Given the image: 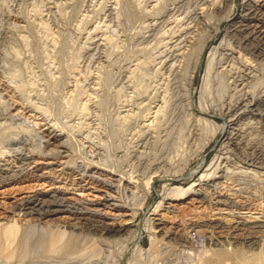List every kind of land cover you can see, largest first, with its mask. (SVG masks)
<instances>
[{"label": "rangeland", "instance_id": "rangeland-1", "mask_svg": "<svg viewBox=\"0 0 264 264\" xmlns=\"http://www.w3.org/2000/svg\"><path fill=\"white\" fill-rule=\"evenodd\" d=\"M154 43L157 47L153 46ZM197 54H200L199 61ZM208 59L212 63L209 75L207 73L204 78ZM192 72L193 79L190 81ZM106 77L111 79L108 83ZM202 84L204 89L200 93L198 88ZM47 87L52 89L48 91ZM33 89H36L35 92ZM0 94V129L3 130H0V163H13L16 148H34L37 141L34 137L44 135L46 139V133H57V139H51L48 147L43 146L45 151L53 148L54 152H68L77 160L82 158L83 161L92 162V166H96L93 167L95 174L109 184H114L113 188H94L89 184L82 187L61 186L67 195L82 197L86 199L85 202H91L92 207L95 206L91 214L86 213V216L84 213L77 230L81 232L80 237L85 239L86 247L89 246L88 252L90 246H94L91 252H86L87 255L82 254L85 249H82L81 255L78 254L80 256L72 254L69 258L56 255L40 257L33 252L34 255L29 253L27 258L20 254L17 255L21 258L1 254L0 264H199L200 261L202 264H215L213 256L220 250L230 255L224 259L223 264H233L232 256L237 252L259 250L261 255L264 253V160H260L264 158L255 156L264 155V0H0ZM157 107L159 113L153 111ZM149 113L153 114V119ZM148 120L153 122L150 123L152 125L146 124ZM209 121L214 122L213 125ZM224 124L228 125L226 129L223 128ZM29 130L34 132L30 131V134ZM61 140L66 142L64 146ZM212 168V176L201 181V174L213 171ZM148 179L150 184L146 186ZM192 182L196 183L193 193H187L182 199L175 200L171 193H167L171 186L187 187ZM38 183L32 177H23L16 182H0V219L6 213L11 214L10 206L17 198L36 191L48 192L53 188V185ZM104 193L117 194V205L110 202L115 199L106 201ZM121 193H124L123 196ZM160 200L164 202L163 208L168 206L167 210L176 209L172 213L179 214L171 219L160 214L164 209L149 214ZM148 216L153 217L150 223L145 222ZM16 217L25 221L22 215ZM122 218L131 219L132 222L124 224L123 232L127 230L121 237L105 232V227L114 222L119 223ZM192 218L197 220L195 224ZM163 219L166 220V227L156 223ZM185 222L186 230L183 228ZM136 226H139L142 235L138 243L133 231ZM192 231L202 234L204 240L201 244H191ZM87 234L92 239H88ZM155 234L159 242L155 240L151 245L150 237ZM127 235L128 239H124ZM86 240H89L88 243ZM135 244H139L141 249H137ZM204 247L210 248L208 252L205 251L206 254L202 251ZM95 248L97 250L93 251Z\"/></svg>", "mask_w": 264, "mask_h": 264}, {"label": "bare ground", "instance_id": "bare-ground-1", "mask_svg": "<svg viewBox=\"0 0 264 264\" xmlns=\"http://www.w3.org/2000/svg\"><path fill=\"white\" fill-rule=\"evenodd\" d=\"M118 1V0H117ZM124 1V0H123ZM213 1V0H212ZM223 1V0H222ZM259 1V0H258ZM217 2V1H216ZM121 3H123V2H121ZM126 3V2H125ZM219 3H221V2H219ZM117 4V3H116ZM119 4V3H118ZM126 5V4H125ZM212 6V5H211ZM140 7H142V6H140ZM144 7V6H143ZM151 7V6H150ZM218 7H219V4H218ZM148 8V7H147ZM213 8V7H212ZM142 9H144V8H142ZM211 9V8H210ZM250 9V8H249ZM118 10V9H117ZM144 10H146V9H144ZM148 10V9H147ZM216 10V9H215ZM150 11V10H149ZM206 11V10H205ZM144 12H146V11H144ZM200 12V11H199ZM204 12V11H203ZM207 12V11H206ZM205 12V13H206ZM213 12V11H212ZM215 12H217V11H215ZM147 13V12H146ZM86 14V13H85ZM196 14V13H195ZM202 14V13H201ZM211 14V13H210ZM205 15V14H204ZM247 15V14H246ZM207 16V15H206ZM119 17V16H118ZM86 18V17H85ZM178 18V17H177ZM208 18V17H207ZM207 18L205 19V20H207ZM83 19V18H82ZM114 20V19H113ZM156 20V19H155ZM154 20V21H155ZM173 20V19H172ZM209 20V19H208ZM118 22H119V20H117ZM176 21V20H175ZM117 22V23H118ZM196 22V21H195ZM209 22V21H208ZM37 23H38V21H37ZM40 24H41V22H39ZM82 23V22H81ZM149 23V22H148ZM156 23V22H155ZM175 23V22H174ZM39 24V25H40ZM104 24V23H103ZM142 24V23H141ZM196 24V23H195ZM252 24V23H251ZM250 24V25H251ZM45 25V24H44ZM47 25V24H46ZM105 25H107V24H105ZM119 25V24H118ZM156 25V24H155ZM253 25V24H252ZM99 26V25H98ZM142 26V25H141ZM39 27V26H38ZM42 27V26H41ZM94 27V26H93ZM106 27V26H105ZM109 27V26H108ZM112 27V26H111ZM146 27V26H145ZM149 27V26H148ZM217 27V26H216ZM22 28H23V26H22ZM44 28V27H43ZM96 28H98V27H96ZM118 28V27H117ZM169 28V27H168ZM173 28V27H172ZM218 28V27H217ZM255 28V27H254ZM41 29V28H40ZM171 29V28H170ZM21 30V29H20ZM106 30V29H105ZM110 30V29H109ZM108 30V31H109ZM227 30V29H226ZM98 31H100V30H98ZM107 31V32H108ZM111 31V30H110ZM190 31V30H189ZM256 31V30H255ZM89 32V31H88ZM96 32V31H95ZM144 32V31H143ZM172 32H173V30H172ZM188 32V31H187ZM250 32H252V31H250ZM51 33V32H50ZM91 33V32H90ZM112 33V32H111ZM164 33V32H163ZM248 33H249V31H248ZM108 34V33H107ZM113 34V33H112ZM175 34V33H174ZM199 34V33H198ZM24 35V34H23ZM105 35V34H104ZM238 35V34H237ZM53 36V35H52ZM55 36V35H54ZM163 36V35H162ZM165 36V35H164ZM171 36V35H170ZM187 36V35H186ZM20 37H22V35L20 36ZM38 37V36H37ZM44 37V36H43ZM88 37V36H87ZM100 37V36H99ZM113 37V36H112ZM193 37V36H192ZM200 37V36H199ZM239 37V36H238ZM24 38V37H23ZM26 38V37H25ZM42 38V37H41ZM49 38H50V36H49ZM48 38V39H49ZM98 38V37H97ZM106 38V37H105ZM168 38V37H167ZM246 38V37H245ZM46 39V38H45ZM95 39V38H94ZM107 39V38H106ZM110 39H111V37H110ZM110 39H109V41H110ZM113 39V38H112ZM120 39V38H119ZM160 39V38H159ZM169 39V38H168ZM186 39V38H185ZM198 39V38H197ZM43 40V39H42ZM52 40V39H51ZM104 40V39H103ZM161 40V39H160ZM241 40V39H240ZM249 40V39H248ZM253 40V39H252ZM40 41H41V39H40ZM46 41V40H45ZM54 41V40H53ZM91 41H93V40H91ZM117 41V40H116ZM37 42V41H36ZM108 42V41H107ZM172 42V41H171ZM47 43V42H46ZM116 43V42H115ZM167 43V42H166ZM232 43V42H231ZM104 44V43H103ZM106 44V43H105ZM111 44V43H110ZM112 44H114V43H112ZM153 44V43H152ZM165 44V43H164ZM191 44V43H190ZM49 45V44H48ZM54 45V44H53ZM99 45V44H98ZM109 45V44H108ZM156 44L154 43V45L153 46H155ZM231 45V44H230ZM39 47L38 48H40V45H38ZM55 46V45H54ZM107 46V45H106ZM112 46V45H111ZM145 46V45H144ZM170 46V45H169ZM192 46H193V44H192ZM204 46V45H203ZM37 47V46H36ZM51 47H52V45H51ZM108 47V46H107ZM112 47H114V46H112ZM136 47V46H135ZM155 47H157V46H155ZM172 47V46H171ZM178 47H179V45H178ZM196 47V46H195ZM96 48V47H95ZM131 48V47H130ZM144 48H146V47H144ZM175 48H177V45H176V47ZM194 48V47H193ZM192 48V49H193ZM198 48V47H197ZM201 48V47H200ZM251 48V47H250ZM45 49H46V47H45ZM117 49V48H116ZM134 49H136V48H134ZM139 49V48H138ZM140 49H141V47H140ZM202 49H203V47H202ZM228 49V48H227ZM233 49H235V48H233ZM108 50V49H107ZM111 50V49H110ZM118 50V49H117ZM131 50H133V47H132V49ZM143 50H145V49H143ZM187 50V49H186ZM194 50V49H193ZM197 50V49H196ZM200 50V49H199ZM238 50V49H237ZM54 51H56V50H54ZM97 51V50H96ZM120 51V50H119ZM155 51V50H154ZM166 51V50H165ZM201 51V50H200ZM203 51V50H202ZM235 51H236V49H235ZM42 52V51H41ZM44 52V51H43ZM105 52V51H104ZM139 52H140V50H139ZM138 52V53H139ZM143 52H146V51H143ZM151 52V51H150ZM161 52V51H160ZM193 52H195V51H193ZM263 52V51H262ZM38 53V52H37ZM36 53V54H37ZM49 53V52H48ZM50 53H52L51 51H50ZM106 53V52H105ZM137 53V54H138ZM157 53V52H156ZM177 53V52H176ZM261 53V52H260ZM44 54V53H43ZM56 54V53H55ZM126 54V53H125ZM143 54V53H142ZM145 54V53H144ZM148 54V53H147ZM147 54H145V55H147ZM150 54V53H149ZM148 54V55H149ZM162 54H164V53H162ZM189 54H192L191 52L189 53ZM249 54V53H248ZM263 54V53H262ZM107 55V54H106ZM157 55V54H156ZM194 55V54H193ZM198 55V54H197ZM200 55V54H199ZM199 55L197 56V60L199 61ZM252 55V54H251ZM4 56V55H3ZM138 56V55H137ZM158 56H160V55H157V57ZM176 56V55H175ZM185 56V55H184ZM213 56V55H212ZM4 57H6V56H4ZM38 57V56H37ZM37 57H35V58H37ZM43 57V56H42ZM46 57V56H45ZM109 57V56H108ZM136 57V56H135ZM150 57V56H149ZM182 58H183V56H181ZM180 57V58H181ZM234 57V56H233ZM249 57H250V55H249ZM15 58V57H14ZM142 58V57H141ZM224 58H225V56H224ZM231 58V57H230ZM12 59V58H11ZM16 59V58H15ZM40 59V58H39ZM44 59V58H43ZM46 59V58H45ZM48 59V58H47ZM107 59V58H106ZM127 59V58H126ZM130 59V58H129ZM128 59V60H129ZM151 59H153V58H151ZM175 59V58H174ZM219 59V58H218ZM255 59V58H254ZM127 60V61H128ZM132 60V59H131ZM140 60V59H139ZM150 60V59H149ZM185 60V59H184ZM211 59H208V63H207V67H206V73L203 75L204 76V78L205 77H207V73H208V70H209V67H210V64L212 63L211 61H210ZM224 60V59H223ZM229 60V59H228ZM235 60V59H234ZM5 61V60H4ZM8 61V60H7ZM133 62H134V60H132ZM141 61V60H140ZM145 61V60H144ZM148 61V60H147ZM151 61V60H150ZM159 61V60H158ZM180 61V60H179ZM178 61V62H179ZM187 61V60H186ZM249 61V60H248ZM132 62V63H133ZM136 62V61H135ZM189 62V61H188ZM195 62V61H194ZM232 62V61H231ZM236 62V61H235ZM242 62V61H241ZM9 63H11V62H9ZM30 63V62H29ZM36 63H38V62H36ZM41 63V62H40ZM50 63V62H49ZM145 63V62H144ZM147 63V62H146ZM198 63V62H197ZM197 63H196V65H197ZM243 63V62H242ZM246 63V62H245ZM136 64V63H135ZM140 64V63H139ZM152 64H153V62H152ZM183 64V63H182ZM233 64V63H232ZM5 66V65H4ZM36 66V65H35ZM40 66V65H39ZM75 66V65H74ZM77 66V65H76ZM144 66V65H143ZM148 66V65H147ZM162 66H164V65H162ZM247 66V65H246ZM28 67V66H27ZM47 67H49L48 65H47ZM128 67V66H127ZM34 68V67H33ZM39 68V67H38ZM50 68H51V66H50ZM57 68V67H56ZM73 68V67H72ZM133 68V67H132ZM140 68V67H139ZM144 68V67H143ZM239 68V67H238ZM250 68V67H249ZM18 69V68H17ZM20 69V68H19ZM35 69V68H34ZM45 69V68H44ZM178 69V68H177ZM6 70V69H5ZM16 70V69H15ZM15 70H13L14 72H15ZM32 70V69H31ZM47 70V69H46ZM131 70V69H130ZM134 70V69H133ZM133 70H132V72H133ZM156 70V69H155ZM239 70V69H238ZM237 70V71H238ZM26 71H28V70H26ZM34 71V70H33ZM49 71V70H48ZM74 71V70H73ZM160 71V70H159ZM193 71H195V68H194V70ZM227 71V70H226ZM225 71V72H226ZM4 72V71H3ZM7 72V71H6ZM17 72V71H16ZM21 72V71H20ZM30 72V71H29ZM131 72V71H130ZM131 72V73H132ZM247 72V71H246ZM23 73H24V71H23ZM48 73V72H47ZM52 73V72H51ZM137 73V72H136ZM144 73V72H143ZM163 73V72H162ZM191 73V72H190ZM193 73L194 72H192V74H191V76H190V81H192V79H193ZM3 74V73H2ZM6 74V73H5ZM9 74V73H8ZM17 74V73H16ZM39 74V73H38ZM41 74V73H40ZM46 74V73H45ZM49 74V73H48ZM72 74V73H71ZM168 74V73H167ZM246 74V73H245ZM34 75V74H33ZM146 75V74H145ZM208 75H209V73H208ZM229 75V74H228ZM232 75V74H231ZM239 75V74H238ZM249 75V74H248ZM4 76V75H3ZM20 76V75H19ZM19 76H17V77H19ZM35 76V75H34ZM50 76V75H49ZM54 76H56V75H54ZM71 76H73V75H71ZM75 76V75H74ZM101 76V75H100ZM132 76V75H131ZM136 76V75H135ZM240 76V75H239ZM238 76V77H239ZM250 76V75H249ZM255 76V75H254ZM8 77V76H7ZM12 77V76H11ZM53 77V76H52ZM110 77V76H109ZM31 78V77H30ZM36 78V77H35ZM38 78V77H37ZM36 78V79H37ZM59 78V77H58ZM72 78V77H71ZM107 78V77H106ZM135 78H137V77H135ZM139 78H141V77H139ZM251 78H253V76L251 77ZM250 78V79H251ZM8 79H9V77H8ZM17 79H19V78H17ZM51 79V78H50ZM64 79V78H63ZM108 79V78H107ZM106 79V80H107ZM110 79V78H109ZM109 79L107 80V83H108V81H109ZM247 79H248V77H247ZM5 80V79H4ZM22 80V79H21ZM20 80V81H21ZM73 80V79H72ZM77 80V79H76ZM101 80V79H100ZM111 80V79H110ZM113 80V79H112ZM130 80V79H129ZM7 81H9V80H7ZM15 81V80H14ZM19 81V82H20ZM40 81V80H39ZM54 81V80H53ZM52 81V82H53ZM58 81L59 82H61L59 79H58ZM135 81V80H134ZM140 81V80H139ZM188 81V80H187ZM250 81V80H249ZM16 82V81H15ZM22 82V81H21ZM34 82V81H33ZM32 82V83H33ZM50 82V81H49ZM51 82V83H52ZM55 82V81H54ZM71 82H73V81H71ZM77 82V81H76ZM98 82V81H97ZM111 82V81H110ZM109 82V83H110ZM129 82V81H128ZM137 82V81H136ZM143 82V81H142ZM142 82H140L141 84H143ZM233 82H234V80H233ZM237 82H239V81H237ZM247 82V81H246ZM17 83V82H16ZM42 83H43V81H42ZM69 83V82H68ZM130 83V82H129ZM156 83H158V82H156ZM204 83H206V82H204ZM20 84V83H19ZM22 84V83H21ZM36 84V83H35ZM56 84H57V82H56ZM103 84V83H102ZM112 84V83H111ZM137 84V83H136ZM135 84V85H136ZM238 84V83H237ZM245 84V83H244ZM249 84V83H248ZM26 85V84H25ZM47 85V84H46ZM55 85V84H54ZM77 85V84H76ZM106 85V84H105ZM108 85V84H107ZM129 85V84H128ZM132 85V84H131ZM138 85H139V83H138ZM144 85H146V84H144ZM148 85V84H147ZM22 86H24V85H22ZM35 86V85H34ZM59 86V85H58ZM79 86V85H78ZM124 86V85H123ZM127 86V85H126ZM153 86V85H152ZM251 86V85H250ZM2 87V86H1ZM46 87V86H45ZM80 87V86H79ZM107 87V86H106ZM135 87V86H134ZM143 87V86H142ZM147 87V86H146ZM5 88V87H4ZM21 88V87H20ZM23 88H25V87H23ZM30 88H32V87H30ZM36 88V87H35ZM38 88V87H37ZM48 88V87H47ZM57 88V87H56ZM75 88V87H74ZM97 88H100V86L99 87H97ZM120 88V87H119ZM140 88V87H139ZM160 88V87H159ZM39 89V88H38ZM37 89V90H38ZM41 89H43V88H41ZM49 89H52V88H48V91H49ZM142 89V88H141ZM146 89V88H145ZM154 89V88H153ZM157 89H158V87H157ZM203 84L200 86V88H198V91L201 93L202 91H203ZM21 90V89H20ZM34 90H36V89H33V91ZM133 90V89H132ZM159 90V89H158ZM239 90V89H238ZM6 91V90H5ZM4 91V92H5ZM9 91V90H8ZM135 91V90H134ZM139 91V90H138ZM146 92H148V89H146L145 90ZM23 92V91H22ZM35 92V91H34ZM70 92V91H69ZM90 92V91H89ZM95 92V91H94ZM136 92V91H135ZM145 92V93H146ZM150 92H151V90H150ZM157 92V91H156ZM155 92V93H156ZM3 93V92H2ZM21 93V92H20ZM26 93V92H25ZM38 93V92H37ZM36 93V94H37ZM41 93V92H40ZM50 93V92H49ZM55 93V92H54ZM75 93V92H74ZM139 93V92H138ZM141 93H143V92H141ZM14 94V93H13ZM24 94V93H23ZM28 94V93H27ZM29 94H31V93H29ZM71 94V93H70ZM86 94V93H85ZM89 94V93H88ZM159 94V93H158ZM1 95V94H0ZM4 95V94H3ZM9 95H11V94H9ZM44 95V94H43ZM45 95H47V94H45ZM78 95V94H77ZM92 95V94H91ZM90 95V96H91ZM141 95V94H140ZM149 95V94H148ZM153 95V94H152ZM20 96V95H19ZM34 96V95H33ZM52 96V95H51ZM72 96V95H71ZM79 96V95H78ZM81 96V95H80ZM93 96V95H92ZM96 96V95H95ZM133 96V95H132ZM142 96V95H141ZM146 97H147V95H145ZM154 96V95H153ZM165 96V95H164ZM163 96V97H164ZM201 96H202V94H201ZM64 97V96H63ZM84 97V96H83ZM161 97H162V95H161ZM30 98V97H29ZM37 98V97H36ZM45 98V97H44ZM65 98V97H64ZM74 98V97H73ZM103 98V97H102ZM166 98V97H165ZM254 98V97H253ZM20 99V98H19ZM48 99V98H47ZM50 99V98H49ZM66 99V98H65ZM76 99V98H75ZM97 99V98H96ZM129 99V98H128ZM131 99V98H130ZM155 99V98H154ZM38 100V99H37ZM51 100V99H50ZM132 100H133V97H132ZM156 100V99H155ZM165 100V99H164ZM8 101V100H7ZM27 101H29V100H27ZM26 101V102H27ZM35 101V100H34ZM40 101V100H39ZM45 101V100H44ZM59 101H60V99H59ZM66 101V100H65ZM64 101V102H65ZM73 101V100H72ZM151 101V100H150ZM251 101V100H250ZM6 102V101H5ZM24 102V101H23ZM25 102V103H26ZM36 102V101H35ZM34 102V103H35ZM49 102V101H48ZM67 102V101H66ZM75 102V101H74ZM126 102H128V101H126ZM22 103V102H21ZM29 103V102H28ZM33 103V102H32ZM44 103V102H43ZM45 103H46V101H45ZM68 103H70V101L68 102ZM85 103V102H84ZM89 103V102H88ZM99 103V102H98ZM141 103H143V101H141ZM165 103V102H164ZM200 103H201V100H200ZM246 103H248V102H246ZM7 104V103H6ZM12 104V103H11ZM24 104V103H23ZM31 104V103H30ZM72 104H74L73 102H72ZM87 104V103H86ZM119 104V103H118ZM136 104V103H135ZM144 104H145V102H144ZM159 105H160V103H158ZM2 105V104H1ZM25 105V104H24ZM32 105V104H31ZM38 105H39V103H38ZM37 105V106H38ZM48 105H49V103H48ZM84 105V104H83ZM126 105V104H125ZM137 105V104H136ZM147 105V104H146ZM156 105V104H155ZM8 106V105H7ZM43 106V105H42ZM76 107H77V105H75ZM81 106V105H80ZM79 106V107H80ZM88 106V105H87ZM118 106V105H117ZM127 106V105H126ZM134 106V105H133ZM137 106H140V105H137ZM141 106H143V105H141ZM158 106V105H157ZM162 106V105H161ZM160 106V107H161ZM202 108H203V105H202V103H201V105H200ZM9 107V106H8ZM25 107V106H24ZM36 107V106H35ZM49 107V106H48ZM66 107V106H65ZM71 107H73V105L71 106ZM76 107H74V108H76ZM150 107H151V105H150ZM149 107V108H150ZM155 107V106H154ZM165 107V106H164ZM238 107H240V106H238ZM5 108V107H4ZM20 108V107H19ZM33 108V107H32ZM40 108V107H39ZM81 108H84V106L83 107H81ZM138 108H140V107H138ZM162 108V107H161ZM245 108V107H244ZM46 109H47V106H46ZM86 109V108H85ZM141 109H143V108H141ZM254 109V108H253ZM40 110H41V108H40ZM68 110H69V108H68ZM152 108L150 109V111L152 112ZM1 111V110H0ZM43 111V110H42ZM47 112H48V109L46 110ZM71 111V110H70ZM76 111V110H75ZM75 111H73V112H75ZM82 111H83V109H82ZM122 111V110H121ZM154 112H157V113H159L158 111H159V107H157L155 110H153ZM162 110H160V112H161ZM164 111V110H163ZM14 112V111H13ZM16 112V111H15ZM130 112V111H129ZM139 112H141V111H139ZM150 112V113H151ZM201 112V111H200ZM239 112V111H238ZM17 113V112H16ZM40 113V112H39ZM42 113V112H41ZM127 113V112H126ZM126 113H124L125 114V116L127 115ZM150 113H149V116H152V115H150ZM153 113V112H152ZM164 113V112H163ZM260 113V112H259ZM9 114V113H8ZM46 114V113H45ZM44 114V115H45ZM80 114V113H79ZM84 114V113H83ZM119 114V113H118ZM121 114V113H120ZM134 114H135V112H134ZM156 113H154V115H155ZM16 115V114H15ZM18 115V114H17ZM33 115V114H32ZM47 115H49V114H47ZM72 115H73V113H72ZM117 115V114H116ZM129 115V114H128ZM157 115V114H156ZM155 115V116H156ZM160 115V114H159ZM262 115V114H261ZM80 116V115H79ZM82 116V115H81ZM120 116V115H119ZM131 116V115H130ZM133 116V115H132ZM134 116H136V115H134ZM148 116V117H149ZM250 116V115H249ZM17 117V116H16ZM20 117V116H19ZM50 117V116H49ZM48 117V118H49ZM74 117V116H73ZM96 117H97V115H96ZM117 117V116H116ZM124 117V116H123ZM143 117V116H142ZM145 117V116H144ZM143 117V118H144ZM158 117V116H157ZM166 117V116H165ZM196 117V116H195ZM81 118V117H80ZM117 118H120V117H117ZM130 118H132V117H130ZM142 118V119H143ZM200 118V117H199ZM92 119V118H91ZM122 119V118H121ZM120 119V120H121ZM139 119V118H138ZM152 119H153V116H152ZM32 120V119H31ZM81 120V119H80ZM124 120V119H123ZM128 120V119H127ZM133 120H134V117H133ZM208 120V119H207ZM64 121V120H63ZM117 121H119V120H117ZM135 121V120H134ZM139 121V120H138ZM154 121V120H153ZM156 121V120H155ZM157 121H160V120H157ZM201 121H203V119L201 120ZM211 121V120H210ZM208 122V123H212V122ZM1 123H2V121H0ZM4 122V121H3ZM21 122H23V121H21ZM35 122V121H34ZM38 122V121H37ZM61 122V121H60ZM66 122H67V120H66ZM71 122V121H70ZM124 122H125V120H124ZM132 122V121H131ZM152 121H149L148 120V123H146V124H150ZM204 122H205V119H204ZM207 122V121H206ZM7 123V122H6ZM8 123H11V122H8ZM13 123V122H12ZM25 123V122H24ZM31 123V122H30ZM41 123V122H40ZM64 123V122H63ZM78 123V122H77ZM76 123V124H77ZM100 123V122H99ZM130 123V122H129ZM144 123V124H145ZM153 123V122H152ZM156 123V122H155ZM214 123V122H213ZM213 123H212V125H213ZM16 124H17V122H16ZM19 124V123H18ZM34 124V123H33ZM36 125H37V123H35ZM53 124V123H52ZM71 124V123H70ZM81 124H82V122H81ZM89 124V123H88ZM137 124H139V123H137ZM143 124V125H144ZM216 124V123H215ZM252 124V123H251ZM2 125V124H1ZM5 125V124H4ZM64 125H65V123H64ZM67 125V124H66ZM101 125V123L99 124V126ZM122 125V124H121ZM127 125H129V124H127ZM126 125V126H127ZM136 125V124H135ZM142 125V124H141ZM150 125H152V124H150ZM7 126H8V124H7ZM28 126V125H27ZM39 126V125H38ZM48 126V125H47ZM71 126V125H70ZM91 126V125H90ZM148 126V125H147ZM216 126V125H215ZM219 126H221V125H219ZM227 126L228 125H226V124H224L223 125V128L224 129H226L227 128ZM32 127V126H31ZM46 127V126H45ZM129 127V126H128ZM135 127V126H134ZM159 127V126H158ZM248 127V126H247ZM5 128V127H4ZM16 128V127H15ZM14 128V129H15ZM79 128V127H78ZM85 128V127H84ZM104 128V127H103ZM129 128H131V127H129ZM150 128H152V126H150ZM160 128H161V126H160ZM264 128V127H263ZM3 129V128H2ZM17 129V128H16ZM30 129V128H29ZM33 129V128H32ZM36 129V128H35ZM75 129V128H74ZM139 129V128H138ZM146 129V128H145ZM254 129V128H253ZM1 130V129H0ZM7 130V129H6ZM13 130V129H12ZM12 130H9V131H11V133H14V132H16L15 130H13L14 132H12ZM26 130H27V128H26ZM61 130V129H60ZM66 130H68V129H66ZM73 130V129H72ZM76 130V129H75ZM74 130V131H75ZM136 130V129H135ZM140 130V129H139ZM1 131H3V130H1ZM0 131V132H1ZM18 131H20V130H18ZM33 131V130H29L28 132L30 133V134H32L31 132ZM62 131V130H61ZM73 131V132H74ZM78 131H80L79 129H78ZM91 131V130H90ZM157 131V130H156ZM22 132V131H21ZM34 132V131H33ZM97 132V131H96ZM137 132V131H136ZM147 132H148V130H147ZM190 132V131H189ZM28 133V134H29ZM41 133V132H40ZM72 133V132H71ZM135 133V132H134ZM239 133V132H238ZM255 133H257V132H255ZM29 134V135H30ZM87 134V133H86ZM103 134H105V133H103ZM143 134V133H142ZM244 134V133H243ZM9 135H11V134H9ZM35 135V134H34ZM37 135V134H36ZM56 135H57V133H56ZM56 135H51V134H49V133H46L45 134V136H46V139H44L43 138V136L44 135H41V136H39V137H34L33 135V139H35V140H37L36 141V143H35V141H34V143H35V147L34 148H29V149H25V150H23L24 148H16L15 149V153L13 154V153H11V154H13L14 155V159H13V163H8V162H4V163H0V182H3V181H11V182H16V181H18L19 179H21V178H23V177H32L33 179H35L37 182H40V183H38V184H45V183H47L48 185H53V188L50 190V191H48V192H44V191H36V192H33V193H28V194H26L25 196H21V198L19 197V199L17 198V200L14 202V203H12L11 204V206H10V212H11V214H7L6 213V215L3 217V219L1 220L0 219V255L1 254H5L6 256H13V255H17V254H20L22 257L25 255V257H26V255H28L29 253H36V255L38 256V255H40V257H41V255H46V256H53V257H55L54 255H56L57 257H59V256H63V258L65 257V258H69V255H70V257H71V255L72 254H74L73 256H75V254H80L81 255V253L83 252L82 251V249H85V253L83 252L82 254H86V252L87 253H89V252H91L92 251V247H94L92 244H94V242L92 243V244H90V245H92V246H90L91 247V250L88 252L87 250V248L89 247L88 245H87V247H86V244H85V239L83 240V236L82 237H80V233L81 232H77V230H78V228L80 227V222H81V218H84L83 216H84V213L86 214V213H92L95 209L93 208V207H95V206H93L92 207V203L91 202H89V203H87V202H85V200L82 198V197H79V196H75L74 194L71 196V195H67V193H66V191H65V189L63 190V189H61V186H65V187H67L68 185H72V186H79V187H82V186H84V185H86V184H89V185H91L90 187H94V188H96V187H99V186H103V187H110V188H113V185H111V184H109L108 182H106L105 180H103L102 178H100L99 177V175H96L95 174V170H93V167L95 168L96 166H92V162L91 163H89V162H86L85 160L83 161V160H81V159H79V160H77V159H75L74 157H73V155L71 154V153H68V152H64V153H61L62 151H60V150H58L59 152H54V151H52V149L50 150H48L47 149V151H45L46 149H43V146H45V147H48L50 144H51V139H57V137L58 136H56ZM68 135V134H67ZM239 135V134H238ZM5 136V135H4ZM88 136V135H87ZM97 136V135H96ZM134 136V135H133ZM241 136V135H240ZM3 137V136H2ZM17 137H18V135H17ZM76 137V136H75ZM94 137V136H93ZM144 137V136H143ZM251 137V136H250ZM252 137H254V136H252ZM13 138H16V137H13ZM60 139H61V136L59 137ZM73 138V137H72ZM86 138H88V137H86ZM91 138V137H90ZM108 138V137H107ZM127 138V137H126ZM258 138V137H257ZM1 139V138H0ZM76 139V138H75ZM95 139V138H94ZM112 139V138H111ZM136 139H138V138H136ZM6 140V139H5ZM24 140V139H23ZM22 140V141H23ZM62 140H63V138H62ZM61 140V141H62ZM70 140V139H69ZM99 140V139H98ZM115 140V139H114ZM125 140V139H124ZM139 140V139H138ZM236 140V139H235ZM8 141V140H7ZM54 141V140H53ZM67 141V140H66ZM86 141V140H85ZM108 141V140H107ZM128 141V140H127ZM136 141V140H135ZM142 141V140H141ZM246 141V140H245ZM6 142V141H5ZM57 142V141H56ZM77 142V141H76ZM88 142V141H87ZM99 142V141H98ZM105 142V141H104ZM113 142V141H112ZM130 142H131V140H130ZM232 142V141H231ZM66 142H63L62 141V143L61 144H63V146H64V144H65ZM101 143V142H100ZM109 143V142H108ZM263 143V142H262ZM13 144H15V143H13ZM31 144V143H30ZM60 144V143H59ZM60 144V145H61ZM69 144V143H68ZM67 144V145H68ZM73 144V143H72ZM72 144H70V145H72ZM85 144H87V143H85ZM228 144V143H227ZM226 144V145H227ZM248 144V143H247ZM32 145H33V143H32ZM66 145V146H67ZM106 145V144H105ZM1 146V145H0ZM86 146V145H85ZM93 146V145H92ZM104 146V145H103ZM116 146V145H115ZM118 146V145H117ZM116 146V147H117ZM132 146V145H131ZM241 146V145H240ZM249 146V145H248ZM14 147V146H13ZM44 147V148H45ZM55 148H58V147H56V146H54ZM84 147V146H83ZM97 147V146H96ZM107 147V146H106ZM124 147V146H123ZM247 147V146H246ZM253 147H254V145H253ZM261 147V146H260ZM3 148H4V146H3ZM3 148H1V150L3 149ZM68 148V147H67ZM70 148V147H69ZM78 148V147H77ZM90 148V147H89ZM115 148V147H114ZM135 148H136V146H135ZM232 148V147H231ZM256 148V147H255ZM5 149V148H4ZM74 149V148H73ZM85 149V148H84ZM127 149H128V147H127ZM133 149V148H132ZM230 149V148H229ZM243 149V148H242ZM13 150V149H12ZM54 150V149H53ZM61 150H63V149H61ZM107 150V149H106ZM117 150V149H116ZM246 150V149H245ZM8 151V150H7ZM14 151V150H13ZM74 151H76V150H74ZM90 151V150H89ZM119 151V150H118ZM6 152V151H5ZM241 152V151H240ZM256 151H254V153H255ZM0 153H2V152H0ZM76 153V152H75ZM78 153H79V151H78ZM86 153V152H85ZM91 153V152H90ZM89 153V154H90ZM93 153V152H92ZM105 153V152H104ZM125 153H126V149H125ZM129 153V152H128ZM238 153V152H237ZM243 153V152H242ZM264 153V152H263ZM3 154H4V152H3ZM77 154V153H76ZM80 154V153H79ZM107 154V153H106ZM250 153L248 152V155H249ZM256 154V153H255ZM92 155V154H91ZM109 155V154H108ZM132 155V154H131ZM247 155V154H246ZM79 156V155H78ZM85 156V155H84ZM123 156V155H122ZM250 156H252L251 154H250ZM256 156V158H257V156H258V158H264L263 156H261V157H259L260 156V154L259 155H255ZM97 157V156H96ZM249 156H247V158H248ZM112 158V157H111ZM246 158V159H247ZM4 159V158H3ZM85 159H86V157H85ZM106 159V158H105ZM241 159V158H240ZM253 159V158H252ZM255 159V158H254ZM86 160H88V159H86ZM107 160V159H106ZM109 160V159H108ZM258 160V159H257ZM260 160H264V159H260ZM91 161V160H90ZM102 161V160H101ZM216 161V160H215ZM252 161V160H251ZM98 162V161H97ZM110 162V161H109ZM218 162H220V161H218ZM256 162V161H255ZM254 162V163H255ZM264 162V161H263ZM94 164L96 163V162H93ZM251 163V162H250ZM257 163V162H256ZM97 165H98V163H96ZM105 164V163H104ZM230 164V163H229ZM249 164V163H248ZM259 164V163H258ZM234 165V164H233ZM242 165V164H241ZM255 165V164H254ZM260 165V164H259ZM103 166V165H102ZM108 166V165H107ZM213 166V165H212ZM215 166V165H214ZM213 166V167H214ZM216 166H217V164H216ZM257 166V165H256ZM263 166V165H262ZM261 166V167H262ZM221 167V166H220ZM213 169V168H212ZM222 169V168H221ZM105 170V169H104ZM230 170V169H229ZM244 170V169H243ZM247 170V169H246ZM245 170V171H246ZM251 170V169H250ZM250 170H248L249 172H250ZM122 171V170H121ZM208 171H209V168H208ZM216 171V170H215ZM253 171L254 170H252L251 172L253 173ZM256 172H257V170H255ZM263 171V170H262ZM213 172H214V169H213V171H211V172H205L204 171V173H202L201 174V181L203 180V179H205V178H210L209 176H212V174H213ZM118 173V172H117ZM128 173V172H127ZM132 173V172H131ZM156 173V172H155ZM216 173V172H215ZM225 173V172H224ZM255 173V172H254ZM253 173V174H254ZM261 173V172H260ZM263 173H264V171H263ZM262 173V174H263ZM134 174V173H133ZM249 174H251V173H249ZM256 174H258V172L256 173ZM230 175H232V174H230ZM230 175H228V176H230ZM234 175V174H233ZM243 175V174H242ZM122 176H124V175H122ZM216 177L218 176V175H215ZM241 176V175H240ZM252 176V175H251ZM257 176V175H256ZM149 177V176H148ZM253 177V176H252ZM258 177V176H257ZM257 177H255L256 179H257ZM142 178H143V176H142ZM213 178V177H212ZM254 178V177H253ZM259 178V177H258ZM127 179V178H126ZM200 179V178H199ZM240 179V178H239ZM260 179H262V178H260ZM120 180H122V179H120ZM209 180V179H208ZM231 180V179H230ZM240 180H242V179H240ZM254 180V179H253ZM130 181V180H129ZM258 181H260L261 183H262V181L261 180H258ZM217 182H219V180L217 181ZM231 182V181H230ZM244 182H246V181H244ZM152 183V182H151ZM121 184V183H120ZM119 184V185H120ZM132 184H134V183H132ZM147 184H150V181H149V179L148 180H146V186H147ZM199 184V183H198ZM207 184V183H206ZM211 184V183H210ZM225 184V183H224ZM227 184V183H226ZM237 184V183H236ZM117 185V184H116ZM118 185V186H119ZM129 185V184H128ZM194 185H196V183L195 182H192V183H190V185H188L187 187H182V186H178V185H174V186H171L170 187V191L169 192H167V193H171V196H174V199L175 200H179V199H182V198H184L185 197V195L187 194V193H191L192 191H194V188H195V186ZM221 185V184H220ZM257 185V184H256ZM135 186V185H134ZM139 186V185H138ZM149 186V185H148ZM193 186H194V188H193ZM213 186V185H212ZM211 186V187H212ZM225 186V185H224ZM52 187V186H51ZM169 187V186H168ZM214 187V186H213ZM215 187H216V185H215ZM258 187V186H257ZM119 188V187H118ZM124 189V188H123ZM126 189V188H125ZM128 189V188H127ZM169 189V188H168ZM197 189V188H196ZM238 189V188H237ZM240 189V188H239ZM42 190V189H41ZM114 190V189H113ZM117 191H118V189H117ZM127 191V190H126ZM263 191V190H262ZM70 192V191H69ZM111 192V191H110ZM122 192H124V190L122 191ZM148 192V191H147ZM215 192V191H214ZM118 193V192H117ZM135 193V192H134ZM193 193V192H192ZM200 193V192H199ZM211 193V192H210ZM229 193V192H228ZM105 195H106V198H105V200L107 201V200H109L110 201V199H115V200H113V202L112 201H110L112 204L114 203V205L116 204L117 205V201H116V199H117V197H119L117 194L115 195V194H110V193H104ZM122 194V193H121ZM124 194V193H123ZM123 194L121 195V196H123ZM126 194V193H125ZM127 195V194H126ZM125 195V196H126ZM143 195V194H142ZM170 195V194H169ZM168 195V196H169ZM227 195V194H226ZM117 196V197H116ZM128 196V195H127ZM126 196V197H127ZM144 196V195H143ZM203 196H205V195H203ZM166 197H167V194H166ZM166 197H164V198H166ZM206 197V196H205ZM235 197V196H234ZM233 197V198H234ZM125 198V197H124ZM123 198V199H124ZM163 198V199H164ZM171 198V197H170ZM187 198V197H186ZM195 198V197H194ZM204 198V197H203ZM221 198V197H220ZM119 199V198H118ZM120 199H121V197H120ZM172 199V198H171ZM208 199H210V198H208ZM165 200V199H164ZM211 200V199H210ZM248 200V199H247ZM108 201V202H109ZM123 201V200H122ZM126 201V200H125ZM219 201V200H218ZM99 202V201H98ZM119 203H120V201H118ZM158 202V201H157ZM170 202V201H169ZM168 202V203H169ZM214 202H216V201H214ZM221 202V201H220ZM223 202H225V200H223ZM125 203V202H124ZM163 201H159L156 205H155V207L153 208V211H151V213H149V214H156L158 211H160V210H162V209H164L165 211H161L160 212V214L163 216V217H167V218H169V219H171V218H173L174 216H177L178 214L177 213H172L173 211H176V209H172V210H167V207L168 206H165V208H163L164 207V205H163ZM210 203V202H209ZM227 203H229L228 201H227ZM107 204V203H106ZM109 204V203H108ZM173 204V203H172ZM231 204H232V206L234 205L232 202H231ZM239 204V203H238ZM243 204V203H242ZM168 205V204H167ZM170 205V204H169ZM120 206V205H119ZM123 206V205H122ZM180 206V205H179ZM211 206V205H210ZM220 206V205H219ZM230 206V205H229ZM236 206H238V205H236ZM125 207V206H124ZM244 207V206H243ZM169 209V208H168ZM224 209V208H223ZM236 209V208H235ZM9 210V209H8ZM181 210V208L178 210V211H180ZM219 210V209H218ZM101 211H102V209H101ZM103 212V211H102ZM132 212V211H131ZM228 212V211H227ZM242 212V211H241ZM105 213V212H104ZM159 213V212H158ZM170 213H172V214H170ZM119 214V213H118ZM127 214V213H126ZM132 214V213H131ZM135 214V213H134ZM148 214V215H149ZM182 214V213H181ZM242 214V213H241ZM16 215H22V218H25V221H22V220H20V219H18V217H16ZM123 215H125V213L123 214ZM133 215V214H132ZM86 216H87V214H86ZM151 216V215H150ZM182 216V215H181ZM190 216V215H189ZM100 217V216H99ZM179 217V216H178ZM191 217V216H190ZM195 217V216H194ZM250 217V216H249ZM258 217V216H257ZM88 218V217H87ZM147 218V217H146ZM146 218H144V220L146 219ZM150 218L152 219L153 217H149L148 216V218L146 219V223L147 222H149L150 223ZM187 218V217H186ZM227 218V217H226ZM252 218H254V217H252ZM91 219V218H90ZM99 219V218H98ZM127 219V218H126ZM125 218H122V219H119L120 221H118L119 223H116L115 224V222H114V224L113 223H111L110 225H108L107 227H105V229L104 228H102V229H104L105 230V232H107L108 234H111V235H119L120 237H121V235H123L125 232H126V230H125V232H123V230H124V224H128V223H130V222H132V220L131 219H127L126 220ZM133 219V218H132ZM160 219V218H159ZM193 219V221H192V223H196V221L197 220H195L194 218H192ZM191 219V220H192ZM228 219V218H227ZM231 219V218H230ZM240 219V218H239ZM247 219V218H246ZM83 220V219H82ZM89 220V219H88ZM161 220V219H160ZM93 221V220H92ZM112 221V220H111ZM180 221H182V219L180 220ZM238 221H240V220H238ZM248 221H250V220H248ZM257 221V220H256ZM98 222V221H97ZM154 222V221H153ZM175 222V221H174ZM184 222V221H183ZM82 223V222H81ZM145 223V224H146ZM149 223L147 224V225H149ZM152 223V222H151ZM156 223H158V224H163L164 225V227H166V225H167V223H166V220H164L163 219V221H160V222H156ZM155 223V224H156ZM192 223H190V224H192ZM200 223V222H199ZM238 223V222H237ZM262 223V222H261ZM109 224V223H108ZM176 224V223H175ZM179 224V223H178ZM182 224V223H181ZM162 225V226H163ZM184 225V226H183ZM183 228L186 230V228H187V226H186V222H185V224L183 223ZM226 225V224H225ZM247 225V224H246ZM253 225V224H252ZM262 225V224H261ZM82 226V225H81ZM102 226V225H101ZM144 226V225H143ZM193 226V225H192ZM202 226V225H201ZM243 226V225H242ZM91 227V226H90ZM94 227V226H93ZM147 227V226H146ZM149 227V226H148ZM156 227V226H155ZM160 227V226H159ZM204 227V226H203ZM237 227V226H236ZM247 227V226H246ZM249 227V226H248ZM252 227H254V226H252ZM129 228H130V226H129ZM145 228V227H144ZM150 228V227H149ZM151 228H152V225H151ZM151 228H150V230H151ZM229 228V227H228ZM242 228V227H241ZM101 229V230H102ZM168 229V228H167ZM166 229V230H167ZM239 229V228H238ZM245 229V228H244ZM80 230V229H79ZM149 230V229H148ZM183 230V229H182ZM212 230H213V228H212ZM211 230V231H212ZM251 230H253L252 228H251ZM262 230V229H261ZM89 231V230H88ZM133 231L135 232V234H134V236L136 237V242L138 243L139 242V238H141V230H140V228H139V226H136L135 228H133ZM152 231V230H151ZM149 232V231H148ZM188 232V231H187ZM192 232H195V233H198L199 235H201L202 236V234L199 232V231H192ZM222 232V231H221ZM257 232V231H256ZM85 233V232H84ZM91 233V232H90ZM92 233H93V231H92ZM97 233V232H96ZM155 233V232H154ZM261 233V232H260ZM86 234V233H85ZM84 234V235H85ZM89 234V233H88ZM87 234V235H88ZM152 234V233H151ZM222 234V233H221ZM240 234V233H239ZM249 234V233H248ZM83 235V234H82ZM87 235H86V237H87ZM95 235V234H94ZM104 235H106V234H104ZM165 235V234H164ZM228 235V234H227ZM241 235V234H240ZM91 236V235H90ZM89 235H88V239H90L91 237H90ZM97 236V235H96ZM150 236V235H149ZM187 236V235H186ZM235 236V235H234ZM256 236V235H255ZM90 237V238H89ZM94 237V236H93ZM157 235L155 234V235H151V245L153 244L152 242H154L155 240H157ZM162 237V236H161ZM161 237H159V239L161 238ZM80 238H82V240L80 239ZM107 238V237H106ZM124 238V237H123ZM245 238V237H244ZM251 238V237H250ZM87 239V238H86ZM92 239V238H91ZM98 239V238H97ZM100 239V238H99ZM103 239H104V237H103ZM124 239H128V235L124 238ZM263 239V238H262ZM94 240H96V239H94ZM101 240V239H100ZM104 240H107V239H104ZM111 240V239H110ZM121 240V239H120ZM160 240H162V238L160 239ZM203 238L201 239V240H199L198 239V241H194L191 237H190V242H191V244H193V245H199V244H201L202 242H203ZM207 240V239H206ZM84 241V244H85V246H84V244H82V242ZM87 241V243H88V241L89 240H86ZM93 241V240H92ZM123 241V240H122ZM158 241V240H157ZM91 242V241H90ZM95 242H97V241H95ZM100 242V241H99ZM107 242H109V241H107ZM121 242V241H120ZM156 242V241H155ZM159 242V241H158ZM263 242V241H262ZM250 243V242H249ZM261 243V242H260ZM99 244V243H98ZM155 244V243H154ZM157 244V243H156ZM155 244V245H156ZM154 245V246H155ZM99 245H97L96 247H98ZM135 246L137 247V249H141L140 248V246H139V244H135ZM142 246V245H141ZM261 246H262V244H261ZM86 247V248H85ZM151 247V246H150ZM156 247V246H155ZM158 247V246H157ZM211 247V246H210ZM253 247V246H252ZM206 249V250H205ZM208 249H210V248H208ZM208 249H207V247L205 248H202V251L205 253V251L206 252H208ZM214 249V248H213ZM223 249V248H222ZM239 249V248H238ZM261 249H262V247H261ZM260 249V250H261ZM97 250V248H95V250H93V251H96ZM183 250V249H182ZM181 250V251H182ZM224 250V249H223ZM244 250V249H243ZM82 251V252H81ZM99 251H101V249L99 250ZM99 251H98V253H99ZM141 251V250H140ZM200 251V250H199ZM221 251V250H220ZM220 251H218V253L216 254V256L214 257L213 255H215L214 253H213V258L215 259V260H213L214 262H215V264H223V261H224V259L227 257H229L230 255H228L227 253V251L226 252H220ZM225 251V250H224ZM239 251V250H238ZM248 251V250H247ZM247 251H244V252H247ZM138 252V251H137ZM153 252V251H152ZM211 252V251H210ZM217 252V251H216ZM237 252V251H236ZM243 251L242 252H240V253H238L237 252V254H235L234 256H232L233 257V261H234V263L233 264H264V260H263V256H264V253L263 252H261V253H263L262 255L259 253V250H258V252L257 251H255V252H252L251 250H250V252L249 253H244ZM32 253V254H33ZM201 253V252H200ZM94 254V253H93ZM97 254V253H96ZM159 254V253H158ZM206 254V253H205ZM211 254V253H210ZM5 255H3L2 257H5ZM20 255H17V256H19L20 257ZM31 255V254H30ZM34 255V254H33ZM35 255V256H36ZM80 255H78V256H80ZM84 255H82L83 257H84ZM87 255V254H86ZM90 255V254H89ZM153 255V254H152ZM156 255V254H155ZM209 255V254H208ZM32 256V255H31ZM30 256V257H31ZM67 256V257H66ZM92 256V255H91ZM97 256V255H96ZM197 256H199V254L197 255ZM13 257H16V256H13ZM13 257H11V258H13ZM27 257H29V256H27ZM26 257V258H27ZM88 257V256H87ZM94 257V256H93ZM98 257V256H97ZM97 257H95V258H97ZM156 257V256H155ZM157 257H159V255H157ZM156 257V258H157ZM210 257V256H209ZM5 258H9V257H5ZM21 258V257H20ZM35 257H33V259H34ZM49 258V257H48ZM90 258V257H89ZM186 258V256L184 257V259ZM191 258H192V256H191ZM18 259V258H17ZM23 259V258H22ZM21 259V260H22ZM31 259V258H30ZM42 259V258H41ZM50 259H52V258H50ZM58 259V258H57ZM85 259V258H84ZM93 259V258H92ZM101 259V258H100ZM201 259V258H200ZM230 259H231V257H230ZM56 260V259H55ZM59 260V259H58ZM61 260V259H60ZM75 260H76V258H75ZM80 260V259H79ZM78 260V261H79ZM82 260V259H81ZM197 260H198V258H197ZM35 261H36V259H35ZM74 261V260H73ZM85 261H87V260H85ZM90 261V260H89ZM185 261H187V259L185 260ZM227 261H229V260H227ZM39 262V261H38ZM61 262V261H60ZM72 262V261H71ZM196 262V261H195ZM232 262V261H231ZM55 263V262H54ZM76 263H78L77 261H76ZM95 263V262H94ZM138 263V262H137ZM202 264V262L200 261L199 262V264ZM225 263V262H224ZM20 264V263H19ZM47 264V263H46ZM51 264V263H50ZM56 264V263H55ZM58 264V263H57ZM64 264V263H63ZM69 264V263H68ZM82 264H84V263H82ZM86 264V263H85ZM198 264V263H197Z\"/></svg>", "mask_w": 264, "mask_h": 264}, {"label": "built area", "instance_id": "built-area-1", "mask_svg": "<svg viewBox=\"0 0 264 264\" xmlns=\"http://www.w3.org/2000/svg\"><path fill=\"white\" fill-rule=\"evenodd\" d=\"M190 237H191L194 241H198V239H199V240L202 239V236L199 235L198 233H195V232H191V233H190Z\"/></svg>", "mask_w": 264, "mask_h": 264}]
</instances>
